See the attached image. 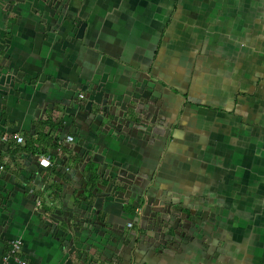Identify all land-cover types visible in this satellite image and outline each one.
I'll return each instance as SVG.
<instances>
[{
    "label": "crops",
    "instance_id": "0c3cea01",
    "mask_svg": "<svg viewBox=\"0 0 264 264\" xmlns=\"http://www.w3.org/2000/svg\"><path fill=\"white\" fill-rule=\"evenodd\" d=\"M262 198L264 0H0V261L264 264Z\"/></svg>",
    "mask_w": 264,
    "mask_h": 264
},
{
    "label": "built area",
    "instance_id": "2783aa9c",
    "mask_svg": "<svg viewBox=\"0 0 264 264\" xmlns=\"http://www.w3.org/2000/svg\"><path fill=\"white\" fill-rule=\"evenodd\" d=\"M80 97H83V95L80 94ZM12 136L14 137L15 142H19V143L23 142V137L21 135L13 134ZM10 137L11 136H9L7 134H4L2 136V139L7 142V141H9ZM66 140L67 141H72L73 140V136L72 135H67L66 136ZM36 161H37L38 164H40L42 166H45V167L49 166L50 163H51L50 156H45L44 154H39L37 156V158H36ZM128 224L131 225V223H128ZM17 248H18V244L14 243V246H13V249H12L11 253H14L17 250ZM10 257H11V255L4 256L1 259L0 264H8V260L10 259ZM11 259H13L14 262H19L21 264H26V262H24V261L20 262L19 257H17V256H12ZM101 264H115V263L111 262V261H103Z\"/></svg>",
    "mask_w": 264,
    "mask_h": 264
},
{
    "label": "rangeland",
    "instance_id": "374dc122",
    "mask_svg": "<svg viewBox=\"0 0 264 264\" xmlns=\"http://www.w3.org/2000/svg\"><path fill=\"white\" fill-rule=\"evenodd\" d=\"M128 184H129V183H128ZM124 186H125L126 188L128 187L127 184H124ZM127 193H129L130 196L132 195V191H131L129 188H127ZM261 201L264 203V198H262Z\"/></svg>",
    "mask_w": 264,
    "mask_h": 264
},
{
    "label": "clouds",
    "instance_id": "9594fccd",
    "mask_svg": "<svg viewBox=\"0 0 264 264\" xmlns=\"http://www.w3.org/2000/svg\"><path fill=\"white\" fill-rule=\"evenodd\" d=\"M40 165V164H39ZM42 166V165H41ZM131 225H132V223H131Z\"/></svg>",
    "mask_w": 264,
    "mask_h": 264
},
{
    "label": "trees",
    "instance_id": "16d2710c",
    "mask_svg": "<svg viewBox=\"0 0 264 264\" xmlns=\"http://www.w3.org/2000/svg\"><path fill=\"white\" fill-rule=\"evenodd\" d=\"M88 189V188H87Z\"/></svg>",
    "mask_w": 264,
    "mask_h": 264
}]
</instances>
